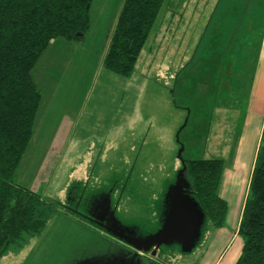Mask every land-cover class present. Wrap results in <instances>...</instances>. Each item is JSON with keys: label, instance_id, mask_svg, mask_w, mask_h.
<instances>
[{"label": "rangeland", "instance_id": "1", "mask_svg": "<svg viewBox=\"0 0 264 264\" xmlns=\"http://www.w3.org/2000/svg\"><path fill=\"white\" fill-rule=\"evenodd\" d=\"M106 17L95 14L77 48L55 54L54 64L49 50L34 69L43 121L21 173L33 191L59 204L43 232L0 264H75L100 255L118 263L121 253L130 259L131 247L67 208L71 191L81 199L109 194L124 223L151 234L182 159L229 163L236 153L264 35V0H166L128 78L103 65ZM211 226L219 228L207 217L192 252L172 244L137 260L198 264Z\"/></svg>", "mask_w": 264, "mask_h": 264}, {"label": "trees", "instance_id": "2", "mask_svg": "<svg viewBox=\"0 0 264 264\" xmlns=\"http://www.w3.org/2000/svg\"><path fill=\"white\" fill-rule=\"evenodd\" d=\"M166 0H124L103 58L131 77ZM93 0H0V259L46 228L58 202L21 185L19 173L42 105L34 69L50 43L78 41L90 30ZM79 34H82L80 36ZM186 176L216 227L227 204L219 195L223 159L186 161ZM242 252L235 264H264V127L242 213Z\"/></svg>", "mask_w": 264, "mask_h": 264}, {"label": "crops", "instance_id": "3", "mask_svg": "<svg viewBox=\"0 0 264 264\" xmlns=\"http://www.w3.org/2000/svg\"><path fill=\"white\" fill-rule=\"evenodd\" d=\"M123 2L124 0H93L90 10L91 27L93 26L95 14L99 15V17H102V19L107 18L106 15L110 17L109 23H111V28H109L107 33V44H109V39L115 27ZM243 11L245 10L243 9ZM102 19L99 18L96 21V24L99 26V28H101L100 25L103 23ZM91 30L92 28L90 31ZM76 43L77 41H67L62 38H57L50 43L44 55L49 52V50H51L50 52L52 55L50 59L54 64L55 62L53 58L55 57V54L64 50L71 51V49L77 48ZM257 43L258 49L252 67V79L250 84V92L248 94V110L244 118L245 128L238 142L236 153L232 157L231 161L227 163L224 160V169L219 187V195L227 204L225 224L219 228H213L211 226L208 233H206L207 248L205 247L206 249L204 248L202 250V255L198 260V264H235L242 252L243 239L239 234V225L246 198L248 196L251 176L264 127V35L258 36ZM107 47L108 46L106 45L104 55L106 53ZM69 64V61L66 63L63 61L61 65H66L67 69H69L72 66ZM67 75L71 76L70 74ZM64 78L66 77H63L62 79ZM68 80L69 79L66 78L65 81L68 82ZM60 81L61 78L59 79V82ZM43 102L44 100L42 99V104ZM40 110L41 107L36 116L33 144L35 141V136L38 132L37 128L43 121L42 116V119L38 120V115H41ZM51 143L52 144L50 145H52V147L55 144L62 145L61 142ZM84 154L85 153H83V155ZM79 159L81 160L82 158ZM87 161H89V159ZM21 172L22 170L20 169V184L30 188V186L23 182L24 178ZM30 189L33 190L32 188Z\"/></svg>", "mask_w": 264, "mask_h": 264}, {"label": "water", "instance_id": "4", "mask_svg": "<svg viewBox=\"0 0 264 264\" xmlns=\"http://www.w3.org/2000/svg\"><path fill=\"white\" fill-rule=\"evenodd\" d=\"M79 35L82 36V34ZM182 150L183 148L179 153L181 159ZM182 164L183 167L178 173L176 182L164 193L160 212L161 224L155 233L140 235L134 228L133 242L127 238L126 231L120 225L115 228L116 230L102 227L114 236L134 246L137 251L130 258H133L132 260L128 258L127 253H121L118 256V263L112 262V260L109 261V255H100L99 258H84L82 262L78 260L75 264H142L137 260L140 256H143L142 253L151 250L152 255H156L162 246L172 244H178L182 252H192L204 238L203 228L208 213L197 199L191 182L186 176L187 166L184 159H182Z\"/></svg>", "mask_w": 264, "mask_h": 264}, {"label": "flooded vegetation", "instance_id": "5", "mask_svg": "<svg viewBox=\"0 0 264 264\" xmlns=\"http://www.w3.org/2000/svg\"><path fill=\"white\" fill-rule=\"evenodd\" d=\"M75 190L76 189H73L70 193L71 195L74 194L73 197L71 196V202H70L71 204L69 203L68 204L69 207H67L70 211L77 213L80 216H86L87 218H90V221L93 222L97 226L107 227L111 230H114L120 225L122 226L121 228L124 231H126V234L128 235L127 238L134 242V226L127 225L126 223H124V221L120 217L116 215L117 210L112 209L113 205L109 197V194L99 193L97 195H94L91 199H88L87 197L86 199H84L85 198L84 196L81 199L79 194L78 195L75 194ZM97 199H100V200L97 201ZM80 207H83V208H81L80 210ZM102 229L104 230V228ZM113 238L121 241L122 243H126L125 241L121 240L119 237L114 236ZM125 245H128V247H131L130 248L131 251H134V252L137 251L136 249H134L133 245L129 243H126ZM147 253L152 254L151 250ZM145 254L146 253H142L144 257H145Z\"/></svg>", "mask_w": 264, "mask_h": 264}]
</instances>
